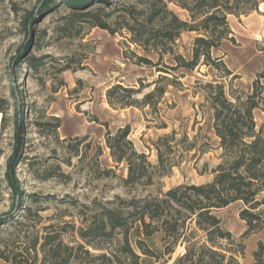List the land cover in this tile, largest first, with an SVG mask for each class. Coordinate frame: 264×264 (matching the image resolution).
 I'll use <instances>...</instances> for the list:
<instances>
[{
    "label": "rangeland",
    "instance_id": "obj_1",
    "mask_svg": "<svg viewBox=\"0 0 264 264\" xmlns=\"http://www.w3.org/2000/svg\"><path fill=\"white\" fill-rule=\"evenodd\" d=\"M137 1L109 0V6L99 2L95 6L113 9ZM56 3L57 7L36 14L30 40L23 18L39 7L41 0H0V103L4 107V111L0 109V215L14 214L0 224V264H14L10 261L14 255L21 264H43L39 245L35 257L37 239L41 242L47 232L58 231L64 242L76 243V230L91 218L101 201L212 180L221 150L213 129V110L200 84L222 79L228 90L248 94L257 74L264 70L263 1L249 15H229L234 40H225L214 50L232 75L222 78L223 70L205 64L179 68L168 74L175 81L168 82L155 106L114 107L107 97L112 85L142 88L135 95L140 99L160 76L157 66L138 63L134 53L154 62L158 55L132 43L126 30L112 34L73 16L74 10L61 0ZM170 7L181 18L190 19L189 12L175 3ZM195 35L183 32L175 49L188 54ZM32 56L40 59L38 68L27 62ZM15 57L17 63L12 67ZM165 62L174 64L169 55ZM15 87H19L18 98L13 96ZM19 107L25 129L16 175L25 195L17 207L4 175L15 150ZM256 118L261 124L264 111L257 110ZM126 125L131 127L136 148L149 154L154 163L158 157L153 140L165 133L175 130L177 138L187 135L198 148L181 155L178 152L179 164L169 175L157 178L155 185L131 189L122 182L127 169L115 163L106 145V132ZM242 207L237 201L217 211L224 227L240 239L247 228L240 216ZM260 240L264 242V231L245 238V257H240L243 264H252ZM184 251V246H179L173 260Z\"/></svg>",
    "mask_w": 264,
    "mask_h": 264
},
{
    "label": "trees",
    "instance_id": "obj_2",
    "mask_svg": "<svg viewBox=\"0 0 264 264\" xmlns=\"http://www.w3.org/2000/svg\"><path fill=\"white\" fill-rule=\"evenodd\" d=\"M61 1L68 4L74 10L73 16L80 20H89L93 26L112 34L126 30L132 43L158 55V61L154 62L148 56L134 53L138 63L157 66L161 72L153 81L155 87L142 98L135 96L142 88L117 83L108 89L107 97L112 106L130 107L155 106L172 81L168 74L179 68L195 69L205 64L223 70L222 78L232 75L222 56L214 55V50H219L225 40H234L228 17L249 15L264 0H140L113 9L95 6L96 2L109 6V0ZM170 3L188 11L190 19L181 18ZM54 7H57L56 0H41L39 7L24 15L30 40H33L36 14ZM185 31L196 33L188 54L175 49ZM167 55L174 64L165 62ZM17 59L13 58L12 67ZM39 60L32 56L27 62L38 68ZM263 80L264 70L257 74L248 94L234 88L228 90L222 79L200 84L213 110V129L221 150L220 161L212 170V180L200 184L182 183L166 191L159 187L154 193L129 198L117 195L101 201L91 218L76 230L79 236L76 243L64 242L62 232L49 231L41 242L37 239L33 247L35 257H38L39 245L43 264H169L177 248L184 246L185 251L172 264H243L240 257H245V238L264 231V121L258 124L256 118L257 110L264 111ZM17 89L19 87L13 89L15 98H18ZM0 109L4 111L1 103ZM22 116L23 109L19 107L15 150L4 175L17 207L23 204L25 195L16 175L24 146ZM1 122L4 126V117ZM176 133L174 130L153 140L158 157L154 163L149 154L136 148L130 137V125L106 132V145L113 160L127 169V176L122 177L126 187L155 185L157 178L169 175L179 164L178 155L182 151L198 148L187 135L177 138ZM1 182L0 179V185ZM237 201L243 203L240 216L247 226L241 239L226 229L217 215V211ZM13 217V213L0 215V224ZM252 257V264H264L262 240ZM10 261L21 264L16 255Z\"/></svg>",
    "mask_w": 264,
    "mask_h": 264
}]
</instances>
